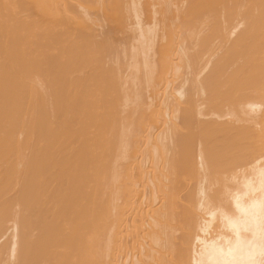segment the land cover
Returning <instances> with one entry per match:
<instances>
[{
  "label": "bare ground",
  "instance_id": "bare-ground-1",
  "mask_svg": "<svg viewBox=\"0 0 264 264\" xmlns=\"http://www.w3.org/2000/svg\"><path fill=\"white\" fill-rule=\"evenodd\" d=\"M0 264H264V0H0Z\"/></svg>",
  "mask_w": 264,
  "mask_h": 264
}]
</instances>
